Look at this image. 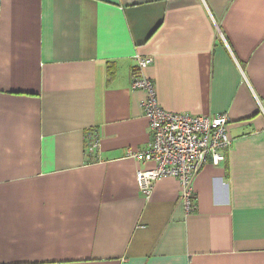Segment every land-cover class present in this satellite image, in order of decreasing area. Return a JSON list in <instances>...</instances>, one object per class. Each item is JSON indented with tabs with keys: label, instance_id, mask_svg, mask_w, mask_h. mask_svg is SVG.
<instances>
[{
	"label": "crops",
	"instance_id": "obj_1",
	"mask_svg": "<svg viewBox=\"0 0 264 264\" xmlns=\"http://www.w3.org/2000/svg\"><path fill=\"white\" fill-rule=\"evenodd\" d=\"M135 55L162 109L228 117L191 213L139 193ZM0 264H264V0H0Z\"/></svg>",
	"mask_w": 264,
	"mask_h": 264
},
{
	"label": "built area",
	"instance_id": "obj_2",
	"mask_svg": "<svg viewBox=\"0 0 264 264\" xmlns=\"http://www.w3.org/2000/svg\"><path fill=\"white\" fill-rule=\"evenodd\" d=\"M134 61L130 86L144 94L139 106L148 122L150 141L144 149L130 152L128 156L142 163H152L150 168L136 172L139 193L148 198L157 180L174 178L180 186L179 201L185 212L191 213L195 209L194 177L204 164L210 162L216 166L223 161L231 145L226 128L228 117L225 114L173 113L162 109L153 82L145 75L153 58L135 55ZM85 139L86 153L95 152L97 135L88 133Z\"/></svg>",
	"mask_w": 264,
	"mask_h": 264
}]
</instances>
